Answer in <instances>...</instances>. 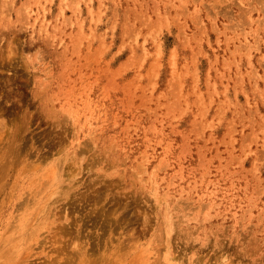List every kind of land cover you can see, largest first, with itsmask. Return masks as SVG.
I'll return each instance as SVG.
<instances>
[{
  "label": "rangeland",
  "instance_id": "rangeland-1",
  "mask_svg": "<svg viewBox=\"0 0 264 264\" xmlns=\"http://www.w3.org/2000/svg\"><path fill=\"white\" fill-rule=\"evenodd\" d=\"M0 142V264H264V0H0Z\"/></svg>",
  "mask_w": 264,
  "mask_h": 264
},
{
  "label": "bare ground",
  "instance_id": "bare-ground-1",
  "mask_svg": "<svg viewBox=\"0 0 264 264\" xmlns=\"http://www.w3.org/2000/svg\"><path fill=\"white\" fill-rule=\"evenodd\" d=\"M154 1V0H153ZM181 1V0H180ZM248 1V0H247ZM26 2V1H25ZM44 2H45V0H44ZM73 2V1H72ZM183 2V1H182ZM155 3V2H154ZM159 3V2H158ZM71 4V3H70ZM156 5V4H155ZM165 5V4H164ZM176 5V4H175ZM60 6V5H59ZM74 7H75V4L73 5ZM182 6H183V4H182ZM250 6V5H249ZM28 6L26 5V8H27ZM156 7V6H155ZM155 7H154V9H155ZM23 8V7H22ZM60 8V7H59ZM128 8V7H127ZM126 8V9H127ZM198 8V7H197ZM21 9V8H20ZM186 9V8H185ZM249 9V8H248ZM17 10V9H16ZM24 10V9H23ZM21 11V10H20ZM27 11V10H26ZM59 11V10H58ZM115 11V10H114ZM165 11V10H164ZM21 12H23V11H21ZM141 12V11H140ZM181 11H179V13H180ZM185 12V11H184ZM166 13V12H165ZM178 13V14H179ZM186 13V12H185ZM25 14H26V12H25ZM58 14V13H57ZM115 14V13H114ZM125 14V13H124ZM139 14V13H138ZM138 14H137V16H138ZM164 14V13H163ZM100 15V14H99ZM158 15V14H157ZM214 15V14H213ZM243 15V14H242ZM6 16H8V15H6ZM28 16V15H27ZM70 16V15H69ZM115 16V15H114ZM179 16V15H178ZM196 16V15H195ZM17 17V16H16ZM16 17H15V19H16ZM20 17H22L23 18V16H20ZM97 17V16H96ZM176 17V16H175ZM7 18V17H6ZM25 18V17H24ZM23 18V19H24ZM57 18V17H56ZM55 18V19H56ZM143 18V17H142ZM157 18H158V16H157ZM18 19V18H17ZM16 19V20H17ZM241 19V18H240ZM22 20V19H21ZM67 20H68V18H67ZM148 20V19H147ZM178 20V19H177ZM5 21V20H4ZM14 21V20H13ZM43 21V20H42ZM71 21V20H70ZM146 21V20H145ZM20 22V21H19ZM25 22H27L26 20H25ZM56 22V21H55ZM155 22V21H154ZM158 22H160V21H158ZM199 22V21H198ZM22 23H23V21H22ZM131 23V22H130ZM149 23V22H148ZM148 23H145V24H147V26H148ZM182 23H183V21H182ZM24 24V23H23ZM68 24H70V23H68ZM180 25H181V23H179ZM199 24H200V22H199ZM213 23H211V25H212ZM241 24V23H240ZM239 24V25H240ZM33 25V24H32ZM40 25H41V23H40ZM157 25V24H156ZM202 25V24H201ZM224 25V24H223ZM238 25V24H237ZM236 25V26H237ZM242 25V24H241ZM235 26V27H236ZM243 26V25H242ZM40 27V26H39ZM54 27V26H53ZM200 27V26H199ZM32 28H33V26H32ZM56 28V27H55ZM53 29V28H52ZM150 29V28H149ZM157 29H159V28H157ZM62 30V29H61ZM60 30V32L62 33V31ZM151 30H152V28H151ZM217 30V29H216ZM40 31V30H39ZM218 31V30H217ZM232 31H234V29L232 30ZM45 32V31H44ZM53 32V31H52ZM60 32H59V34H60ZM139 32V31H138ZM199 32V31H198ZM250 32V31H249ZM40 33V32H39ZM54 33V32H53ZM80 33H81V30H80ZM137 33V32H136ZM194 33V32H193ZM218 33V32H217ZM145 34H146V32H145ZM55 35V34H54ZM80 35V34H79ZM148 35H149V33H148ZM147 35V36H148ZM44 36V35H43ZM83 36V35H82ZM151 36V35H150ZM194 36V35H193ZM235 36H237V35H235ZM76 37V36H75ZM152 37V36H151ZM55 38V37H54ZM194 38V37H193ZM81 39H83V38H81ZM78 40V39H77ZM80 40V39H79ZM239 40V39H238ZM60 41V40H59ZM75 41V40H74ZM79 43H80V41H78ZM257 42V41H256ZM76 43H77V41H76ZM241 43V42H240ZM247 43V42H246ZM245 43V44H246ZM74 44V43H73ZM234 44V43H233ZM257 44V43H256ZM79 44H77L76 46H78ZM82 45V44H81ZM89 45V44H88ZM239 45V44H238ZM65 47V46H64ZM72 47V46H71ZM77 48V47H76ZM79 48V47H78ZM235 48V47H234ZM73 49V48H72ZM76 50V49H75ZM72 51V50H71ZM230 51V50H229ZM240 51V50H239ZM238 51V52H239ZM195 54V53H194ZM143 55V54H142ZM235 59V58H234ZM243 61V60H242ZM232 63V62H231ZM225 65V64H224ZM226 66V65H225ZM228 66V65H227ZM247 72V71H246ZM239 73V72H238ZM248 73V72H247ZM241 77V76H240ZM254 77V76H253ZM236 78H238V77H236ZM80 79V78H79ZM239 80V79H238ZM111 82V81H110ZM110 85H113V83H109ZM108 84V85H109ZM106 86V85H105ZM111 87V86H110ZM181 97V96H180ZM199 99V98H198ZM200 100V99H199ZM198 103V102H197ZM204 107V106H203ZM221 107V106H220ZM71 110V109H70ZM92 111V110H91ZM218 111H221V110H218ZM65 113V111L63 112V114ZM71 113V112H70ZM223 114H224V112H223ZM90 116V115H89ZM68 117H69V114H68ZM87 117V116H86ZM59 121H61V120H59ZM63 121H65V120H63ZM232 123V122H231ZM21 126H22V124H21ZM232 127V126H231ZM23 128V127H22ZM208 138V137H207ZM18 140V139H17ZM20 140V139H19ZM8 141H9V139H8ZM224 141V140H223ZM11 142H12V140H11ZM11 142H9V144L11 143ZM20 142V141H19ZM1 143V142H0ZM8 143V142H7ZM12 146H14V145H12ZM17 146V145H16ZM16 149H18V148H16ZM200 149V148H199ZM14 150V149H13ZM201 154V153H200ZM14 158V157H13ZM201 158H203V157H201ZM236 158V157H235ZM15 160V159H14ZM33 160V159H32ZM35 160V159H34ZM229 160H230V158H229ZM30 161V160H29ZM239 161V160H238ZM13 162V160L11 161V163ZM38 162V161H37ZM37 162H35V163H37ZM40 162V161H39ZM38 162V163H39ZM54 162V161H53ZM59 162V161H58ZM200 162H201V160H200ZM15 163V162H14ZM57 163V162H56ZM227 163V162H226ZM41 164V163H40ZM53 165H54V163H52ZM225 164V163H224ZM10 165V164H9ZM15 165V164H14ZM37 165V164H36ZM52 165V166H53ZM57 165H59V164H57ZM255 165V164H254ZM39 166V165H38ZM41 167V166H40ZM39 167V168H40ZM49 167V166H48ZM54 167V166H53ZM206 167V166H205ZM36 168V167H35ZM9 169H10V167H9ZM19 169H20V167H19ZM42 169V168H41ZM52 169V168H51ZM59 169V168H58ZM39 170V169H38ZM44 170H46V168L44 169ZM49 170V169H48ZM57 170V169H56ZM33 171H34V169H33ZM151 171H152V169H151ZM35 172V171H34ZM44 172V171H43ZM51 172H53V171H51ZM229 172V171H228ZM22 173H24V171L22 172ZM45 173V172H44ZM58 173V172H57ZM150 173H152V172H150ZM137 174V173H136ZM44 175V174H43ZM52 175V174H51ZM140 175V174H139ZM4 176V175H3ZM181 176V175H180ZM2 177V176H1ZM7 177V176H6ZM40 177V176H39ZM137 177H138V175H137ZM21 178V177H20ZM45 178V177H44ZM38 179H40V178H38ZM51 178H49V180H50ZM141 179H145V178H141ZM44 180V179H43ZM138 180H140V179H138ZM17 181V180H16ZM142 181V180H141ZM144 181V180H143ZM44 182V181H43ZM56 182V181H55ZM38 183V182H37ZM40 183V182H39ZM46 183V182H45ZM50 183V182H49ZM156 183V182H155ZM15 185H17V184H13L12 186H13V188H14V190H15ZM67 185V184H66ZM194 185V184H193ZM11 186V187H12ZM43 186V185H42ZM42 186L41 187H36V188H34V189H30V191L27 193V196L25 197L24 196V198L22 199V200H20V201H18L17 203H14V205H15V207H18V208H20V207H24V209L26 210V212L28 211V209L30 210V209H35L36 207H39V210H37L38 211V214H41L38 218H36V221H35V225L32 227V228H30L29 227V223H30V220H29V217H27V216H24V215H22V216H19L18 218H16V220H18V222L19 223H17L15 226H14V229L17 227L19 230L18 231H16L15 233H17L18 235H19V239L20 240H22V241H24V242H29V241H31V240H33V239H35V238H37V236H44V235H41V233L39 234V231L40 230H42V229H45L46 228V231H49V229L54 225V222H56V220H58V218L56 217V210H55V207L56 206H54V205H52L51 203H49L48 201H43V202H41V204H40V201H41V193H42V191H43V189H42ZM56 186V185H55ZM140 186V185H139ZM157 186V185H156ZM47 186H45V188H46ZM72 187V186H71ZM101 187V186H100ZM153 187V186H152ZM44 188V187H43ZM64 188H65V186H64ZM73 188V187H72ZM71 188V189H72ZM141 188H142V186H141ZM191 188V187H190ZM55 189V188H54ZM150 189H152V188H150ZM156 189V188H155ZM59 190V189H58ZM58 190H55V191H58ZM64 191H65V194H70L69 193V189L68 188H65V189H63ZM94 191H93V193H92V195H94L95 197H98V196H100V194L104 191V190H101V188H94L93 189ZM12 191H13V189H10L8 192H5V196L0 200V205L1 206H3L4 205V203L6 202V201H8V198H9V194L10 193H12ZM16 191V190H15ZM28 191V190H27ZM55 191H53V192H55ZM72 191V190H71ZM151 191V190H150ZM53 192L51 193V195H53ZM108 192V191H107ZM153 192V191H152ZM104 193V192H103ZM106 193V192H105ZM62 194V193H61ZM88 194V193H87ZM91 194V193H90ZM163 194H165V193H163ZM204 194V193H203ZM12 195H14V192L12 193ZM50 195V194H49ZM50 195V196H51ZM91 195V196H92ZM107 195H108V193H107ZM167 195V194H166ZM89 196V195H88ZM109 196V195H108ZM114 196V195H113ZM181 196V195H180ZM61 197H63V196H61ZM155 197V196H154ZM185 197V196H184ZM184 197H183V199H184ZM32 198V199H31ZM111 198H113L112 196H111ZM180 198V197H179ZM12 199V198H11ZM31 199V200H30ZM48 199H50V197H48ZM48 199H46V200H48ZM70 199V198H69ZM100 199V198H99ZM114 199V198H113ZM119 199V198H118ZM117 199V200H118ZM155 199V198H154ZM176 199V198H175ZM79 200V199H78ZM85 200V199H84ZM98 200V199H97ZM107 200H110V199H107ZM177 200V199H176ZM71 201V200H70ZM120 201V200H119ZM158 201V200H157ZM182 201V200H181ZM77 202V201H76ZM112 202V201H111ZM159 202V201H158ZM178 202V201H177ZM183 202V201H182ZM189 202V201H188ZM43 203V204H42ZM104 203V202H103ZM120 203V202H119ZM122 203V202H121ZM124 203V202H123ZM165 203V202H164ZM9 204V203H8ZM38 204H40L39 206H38ZM105 204H107V203H105ZM116 204H118V202L116 203ZM115 204V202H114V204L113 205H116ZM125 204V203H124ZM203 204V203H202ZM253 204V203H252ZM37 205V206H36ZM103 205V204H102ZM110 205V204H109ZM111 205H112V203H111ZM165 205V204H164ZM173 205H175V204H173ZM198 205V204H197ZM205 204H203V206H204ZM254 205V204H253ZM7 206V205H6ZM118 205H116V208L117 209H119L118 207H117ZM127 206V205H126ZM130 206H131V204H130ZM130 206H128V207H130ZM177 206V205H176ZM100 207V206H99ZM103 207V206H102ZM193 207V206H192ZM195 207V206H194ZM114 208V207H113ZM166 208V207H165ZM17 209V208H16ZM37 209V208H36ZM97 209V208H96ZM100 209V208H99ZM124 209V208H123ZM126 209V208H125ZM194 209V208H193ZM93 210V209H92ZM91 210V211H92ZM104 210V209H103ZM110 210V209H109ZM94 211V210H93ZM98 211V210H97ZM122 211V210H121ZM164 211V210H163ZM187 211V210H186ZM203 211V210H202ZM201 211V212H202ZM130 212V211H129ZM19 213V212H18ZM57 213H58V210H57ZM100 213V212H99ZM106 213V212H105ZM186 213V212H185ZM37 213H35V215H36ZM94 214H96V213H94ZM107 214L109 215V213L107 212ZM113 214V213H112ZM115 214H116V212H115ZM121 214V213H120ZM129 214V213H128ZM165 214V213H164ZM189 214V213H188ZM15 215V214H14ZM33 215V214H32ZM60 215V214H59ZM89 215V214H88ZM93 214H91V216H92ZM98 215V214H97ZM104 215H106V214H104ZM132 215V214H131ZM186 215V214H185ZM122 216V215H121ZM121 216H120V219H121ZM124 216H126V218H123V220L124 219H127V216L128 215H126V213H125V215ZM130 216V215H129ZM193 216V215H192ZM15 217V216H14ZM134 217V216H133ZM191 217V216H190ZM26 218V221H25V223H24V219ZM94 218V217H93ZM96 218V217H95ZM108 218V217H107ZM110 218V217H109ZM164 218H165V216H164ZM181 218V217H180ZM81 219V218H80ZM92 219V218H91ZM97 219H98V217H97ZM111 219H113L112 218V216H111ZM118 220H119V218H117ZM191 219H193V218H191ZM29 220V221H28ZM34 219H32V221H33ZM79 220V219H78ZM108 220V219H107ZM114 220H116V219H114ZM180 220V219H179ZM182 220V219H181ZM201 220V219H200ZM13 221V220H12ZM80 221V220H79ZM1 222V221H0ZM93 222H94V220H93ZM116 222V221H115ZM161 222V221H160ZM12 223V222H11ZM32 223V222H31ZM80 223V222H79ZM122 223V222H121ZM174 223H175V221H174ZM82 224V223H81ZM130 224V223H129ZM10 225H13V223L12 224H10ZM62 225H64V224H62ZM62 225H61V228H62ZM76 225V224H75ZM114 225V224H113ZM94 226H96V225H94ZM131 226V225H130ZM67 227V226H66ZM81 227H83V226H81ZM125 227V226H124ZM161 227V226H160ZM169 227H171V225L169 226ZM59 228H60V226H59ZM58 228V230L59 231H61L60 229ZM64 228H65V226H64ZM63 228V229H64ZM182 228V227H181ZM65 229H67V228H65ZM64 229V230H65ZM80 229V228H79ZM109 229V228H108ZM127 230H128V228H126ZM125 229V230H126ZM132 229V226H131V228H130V230ZM160 229H162V228H160ZM175 229V228H174ZM173 229V230H174ZM177 229V228H176ZM176 229L174 230V231H176ZM190 229V228H189ZM58 230H56L57 232H58ZM126 230V231H127ZM168 231L170 230L169 228L167 229ZM15 231V230H14ZM45 230H44V232L42 231V234H44L45 232H46ZM68 231H69V229H68ZM68 231H65V233H67ZM71 231H73V230H71ZM190 231V230H189ZM188 231V232H189ZM62 232V231H61ZM78 232V231H77ZM125 232V231H124ZM128 232V231H127ZM134 232V231H133ZM142 232V231H141ZM170 232V231H169ZM198 232V231H197ZM74 233V232H73ZM99 233V232H98ZM171 233V232H170ZM176 233V232H175ZM179 233V232H178ZM184 233H185V231H184ZM76 234V233H75ZM74 234V235H75ZM87 234V233H86ZM119 234V233H118ZM128 234V233H127ZM131 234V233H130ZM134 234H136V233H134ZM167 234H168V232H167ZM174 233L172 232V235H173ZM16 235V234H15ZM97 235V234H96ZM95 235V236H96ZM133 235V234H132ZM138 235H140L139 233H138ZM138 235H136V236H138ZM58 236L60 237V233H58ZM82 236H84V235H82ZM90 236V235H89ZM120 236V235H119ZM135 236V235H134ZM158 236V235H157ZM156 236V237H157ZM15 237V236H14ZM91 237V236H90ZM97 237V236H96ZM161 237H162V235H161ZM183 237V236H182ZM192 237V236H191ZM10 238H11V236H10ZM113 238V237H112ZM155 238V237H154ZM159 238V237H158ZM167 238H168V236H167ZM166 238V239H167ZM67 239V238H66ZM107 239V238H106ZM110 239V238H109ZM125 239V238H124ZM138 239V238H137ZM172 239H174V238H172ZM38 240V239H37ZM36 240V241H37ZM85 240H86V238H85ZM85 240H83V241H85ZM94 240V239H93ZM113 240V239H112ZM132 240V239H131ZM131 240H130V242H131ZM139 240V241H138ZM137 241L138 242H140V239H138ZM156 240V245L158 244L157 243V240L158 239H155ZM163 240V239H162ZM197 240V239H196ZM45 241V240H44ZM83 241H81V242H83ZM92 241V240H91ZM95 241V240H94ZM100 241V240H99ZM136 241V240H135ZM168 241V240H167ZM199 241V240H198ZM17 242V241H16ZM43 242V241H42ZM108 242H110L109 240L108 241H106L105 242V244L106 243H108ZM122 242V241H121ZM134 242V241H133ZM2 243H3V241H2ZM1 243V244H2ZM7 243V242H6ZM32 243H34V242H32ZM135 243H137V242H135ZM142 243V242H141ZM190 243V242H189ZM192 243V242H191ZM204 243V242H203ZM0 244V245H1ZM16 244V243H15ZM83 244V243H82ZM85 244V243H84ZM88 244V243H87ZM206 244V243H205ZM72 245H73V247H72ZM99 245H101V244H99V242H98V244H97V249H98V246ZM134 245V244H133ZM167 245H168V243H167ZM203 245V244H202ZM217 245V244H216ZM228 245V244H227ZM2 246V245H1ZM0 246V247H1ZM69 246H71V248H73V251L72 250H70V248H69ZM121 246V245H120ZM132 246V245H131ZM135 246V245H134ZM158 246V245H157ZM200 246H201V242H200ZM219 246V245H218ZM223 246V245H222ZM40 247V246H39ZM76 247V248H75ZM81 247H83V246H81ZM80 247V248H81ZM121 247H123V246H121ZM126 247V246H125ZM163 247V246H162ZM75 248V249H74ZM135 248V247H134ZM141 248H143L142 246H141ZM148 248H149V246H148ZM185 248V247H184ZM201 248V247H200ZM218 248H220V247H218ZM41 249V248H40ZM113 249V248H112ZM132 249H133V247H132ZM138 249V248H137ZM140 249V248H139ZM137 250V251H135V252H137V254L139 255L140 254V252H141V250L142 249H140V250ZM157 249V248H156ZM168 249V248H167ZM215 249V248H214ZM4 250H6V249H4ZM26 250H28L29 251V248H27ZM26 250H25V253H26ZM120 250V249H119ZM130 250V249H129ZM128 250V251H129ZM136 250V249H135ZM147 250V247H146V249L144 250V251H146ZM227 250V249H226ZM28 251H27V253H28ZM46 251H47V253L49 254V258H48V263L45 261V264H85L84 263V259H82V255H84V254H82V252L80 251V249H79V242L77 241V240H75V238L74 237H72V239L70 240V242H68V241H63L62 240V242H59L58 244H55L54 245V247L53 248H50V249H46ZM72 251V252H71ZM81 253H80V252ZM87 251V250H86ZM138 251H140L139 253H138ZM88 252H89V250H88ZM91 252V251H90ZM123 252H125V251H123ZM158 252V251H157ZM185 252V251H184ZM20 253V252H19ZM21 253H23V252H21ZM24 253V254H25ZM87 253V252H86ZM113 253V252H112ZM182 253V252H181ZM92 254H94V252H92ZM95 254H97V253H95ZM137 254H135L136 255V258H137V260H139V258L138 257H140V255L137 257ZM142 254H143V252H142ZM141 254V255H142ZM186 254V253H185ZM3 255L4 254H2L1 256H0V258L1 257H3ZM22 255V254H21ZM31 255H33L32 253H31ZM91 255V254H90ZM131 255V254H130ZM144 255H146V254H143V257H144ZM198 255V254H197ZM220 255H221V253H220ZM24 256V255H23ZM75 256H76V258H78L79 260L77 261L76 260V258H75ZM88 256V255H87ZM101 256V255H100ZM134 256V255H133ZM158 256V255H157ZM178 256V255H177ZM225 256V255H224ZM15 257V255H12V253H10V254H8L7 256H6V259L5 260H12L13 258ZM20 257V256H19ZM48 257V256H47ZM98 256L96 255V257L95 258H97ZM122 257V256H121ZM142 257V256H141ZM151 257V256H150ZM197 257V256H196ZM218 257V256H217ZM222 257V256H221ZM220 257V258H221ZM93 258H94V256H93ZM136 258H134L135 260H136ZM146 258V257H145ZM157 257H155V259H156ZM168 258H169V256H168ZM224 258V257H223ZM106 259V258H105ZM110 259V258H109ZM132 259V258H131ZM131 259H130V261H131ZM142 259V258H141ZM140 259V260H141ZM175 259V258H174ZM193 259V258H192ZM215 259V258H214ZM115 260V259H114ZM128 259H126V261H127ZM200 260V259H199ZM227 260H229V258L227 259ZM99 261L100 260H98V259H95V262L96 263H99ZM158 261V260H157ZM161 261V260H160ZM177 261V260H176ZM194 261V260H193ZM108 262V261H107ZM164 262V261H163ZM180 262V261H179ZM199 262V261H198ZM197 262V263H198ZM227 262V261H226ZM42 263L44 264V261H42ZM103 263V262H102ZM115 263V262H114ZM119 263V262H118ZM117 263V264H118ZM147 263V262H146ZM150 263V262H149ZM200 263V262H199ZM90 264V263H89ZM95 264V263H94ZM154 264V263H153ZM169 264V263H168ZM173 264H174V262H173ZM183 264V263H182ZM192 264V263H191ZM224 264V263H223ZM227 264V263H226Z\"/></svg>",
  "mask_w": 264,
  "mask_h": 264
}]
</instances>
